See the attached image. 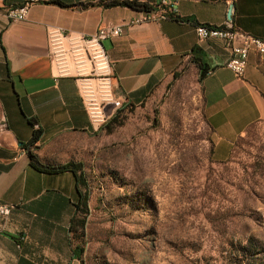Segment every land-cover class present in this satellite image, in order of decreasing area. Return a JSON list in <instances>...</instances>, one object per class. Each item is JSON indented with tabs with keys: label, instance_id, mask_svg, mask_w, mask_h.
Returning <instances> with one entry per match:
<instances>
[{
	"label": "crops",
	"instance_id": "0c3cea01",
	"mask_svg": "<svg viewBox=\"0 0 264 264\" xmlns=\"http://www.w3.org/2000/svg\"><path fill=\"white\" fill-rule=\"evenodd\" d=\"M24 1L0 0V207H11L10 214L0 213V264H93L87 246L80 256L71 230L81 217L73 173L40 172L29 156L31 120L42 131L36 153L45 165L81 163L88 175L96 146L76 81L53 77L49 27L89 36L101 26L123 25L120 37L104 43L114 65L118 111L160 107L176 84L193 85L223 159L249 127L264 120V54L251 52L239 78L226 67L225 41H199L196 26L232 21L264 39V0H137L169 15L134 25L128 23L140 10L105 6L110 0H39L26 20L8 19V8ZM201 65L208 72L203 80Z\"/></svg>",
	"mask_w": 264,
	"mask_h": 264
},
{
	"label": "rangeland",
	"instance_id": "374dc122",
	"mask_svg": "<svg viewBox=\"0 0 264 264\" xmlns=\"http://www.w3.org/2000/svg\"><path fill=\"white\" fill-rule=\"evenodd\" d=\"M161 102L96 132L90 261L264 264V120L220 159L193 85L176 84Z\"/></svg>",
	"mask_w": 264,
	"mask_h": 264
},
{
	"label": "built area",
	"instance_id": "2783aa9c",
	"mask_svg": "<svg viewBox=\"0 0 264 264\" xmlns=\"http://www.w3.org/2000/svg\"><path fill=\"white\" fill-rule=\"evenodd\" d=\"M39 0H25L17 7L7 10L11 21H24L31 8ZM169 11L140 10V14L128 24L161 21L168 18ZM124 33L123 25H105L92 35L67 32L60 27H49V57L55 80L72 78L76 81L80 97L90 120L92 129H104L117 113L113 95L114 65L105 48V41L113 40ZM196 35L199 41L222 39L230 50L226 67L237 77L245 76L251 52L264 54V39L236 28L232 21L224 25L198 24ZM36 128L38 126H35ZM11 207L1 206L0 213L8 215Z\"/></svg>",
	"mask_w": 264,
	"mask_h": 264
},
{
	"label": "trees",
	"instance_id": "16d2710c",
	"mask_svg": "<svg viewBox=\"0 0 264 264\" xmlns=\"http://www.w3.org/2000/svg\"><path fill=\"white\" fill-rule=\"evenodd\" d=\"M107 7H115V6H123V7H129L135 10H145L149 11L150 8L147 4L141 3L137 0H110L104 4ZM207 70L204 69L203 65H201V75L200 80H203L207 74ZM122 112V111H121ZM120 112L117 111V113L113 116L111 121L108 123L107 128L109 131H113L116 127H120L124 125V120L120 119L119 117ZM31 124L34 127L33 136L30 142L28 143L29 146V156L31 159V165L33 168L40 172L44 173H52L57 174L65 171H70L73 173L75 179H76V185H77V191L80 196L79 203L75 205L77 213L81 216L80 220L78 221L77 228L76 225L73 223L72 231L74 233V239L80 241V256L83 255L85 247L83 244L86 236V229H87V222L88 217L91 214L90 207H89V200H90V194H91V187H90V181L88 175L83 171V167L81 163H68L61 166H49L41 163L37 153L36 149L37 143L41 138L42 131L36 123V121L31 120ZM75 226V227H74ZM83 245V246H82Z\"/></svg>",
	"mask_w": 264,
	"mask_h": 264
},
{
	"label": "water",
	"instance_id": "95a60500",
	"mask_svg": "<svg viewBox=\"0 0 264 264\" xmlns=\"http://www.w3.org/2000/svg\"><path fill=\"white\" fill-rule=\"evenodd\" d=\"M232 14H233V9L231 8V10L229 11V19H232Z\"/></svg>",
	"mask_w": 264,
	"mask_h": 264
}]
</instances>
